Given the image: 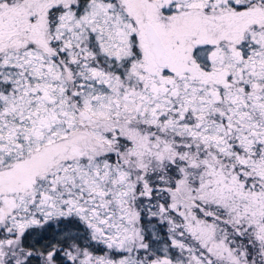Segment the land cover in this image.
I'll list each match as a JSON object with an SVG mask.
<instances>
[{
	"label": "rangeland",
	"instance_id": "374dc122",
	"mask_svg": "<svg viewBox=\"0 0 264 264\" xmlns=\"http://www.w3.org/2000/svg\"><path fill=\"white\" fill-rule=\"evenodd\" d=\"M252 4L0 0V82L17 83L0 99V264L17 256L27 211L41 223L92 221L90 240L83 230L74 240L103 254L74 245L70 264H264V104L235 120L242 112L221 90L227 47L264 24V4ZM146 22L166 45L167 68L155 62ZM61 55L60 68L50 58ZM44 66L50 75L29 83L27 71ZM73 66L87 82L69 93ZM133 166L178 175L156 222L142 220Z\"/></svg>",
	"mask_w": 264,
	"mask_h": 264
},
{
	"label": "trees",
	"instance_id": "16d2710c",
	"mask_svg": "<svg viewBox=\"0 0 264 264\" xmlns=\"http://www.w3.org/2000/svg\"><path fill=\"white\" fill-rule=\"evenodd\" d=\"M246 1V0H245ZM252 5L257 6L262 2L264 4V0H250ZM248 2H245L247 6ZM245 6V7H246ZM227 8V7H226ZM264 25V24H263ZM259 27V29L253 28L244 32L241 35V40L237 43H233L231 45H227V52L229 61V70L228 73V84L229 86L223 87L222 94L226 97L225 100L229 103L233 110L238 108L242 114L234 115L235 120L240 116H243L244 112L248 110V113H254L256 115L257 104H264V26ZM258 28V27H257ZM248 40L247 41L245 40ZM256 39L252 43V41ZM252 43H250V42ZM247 44L249 46L247 47ZM62 56V57H61ZM60 57H52L54 63L58 64L60 68L62 67L60 58L66 59L65 55H61ZM261 60L255 61L256 58L262 57ZM63 61V60H62ZM260 61V62H259ZM256 63L257 65L254 70L249 71L247 69L249 63ZM211 64L205 63L204 67L206 69L211 68ZM82 68V67H81ZM80 68V69H81ZM79 69V70H80ZM73 80L75 82L73 84L70 83L68 91L71 93L70 87L74 90L81 92L82 88L80 84H84L87 80L84 79L85 73H83V69L77 70L76 66L71 67ZM43 72L40 74L39 72H29L27 71V81L29 83L33 82L35 79L44 78L46 75H50V71H48L45 66L42 70ZM85 74V75H84ZM22 78V77H21ZM35 82V81H34ZM259 86L254 88L255 86ZM17 83L15 80L6 81L4 83L0 82V99L1 96L5 93L6 95H10V92H16ZM22 87L19 88V90ZM84 89V88H83ZM225 92V93H224ZM230 97H236V100L230 101ZM71 101H77V98L74 94L72 98L69 97ZM248 105V106H247ZM80 107V106H79ZM78 108V105H77ZM229 120L226 118L224 124H228ZM220 145L221 149L224 146L223 143H217ZM216 145V146H217ZM125 147L120 144L118 146V151L123 150ZM111 150H113L111 148ZM247 150H249L247 148ZM117 152L111 153L105 156V160L108 164H115ZM229 162V161H228ZM118 162H116L117 164ZM235 170L242 171L241 165L236 163ZM240 167V168H239ZM125 169V168H124ZM174 167L168 166L164 170V175L161 173H140L138 174V169L136 166H133V169L128 172L131 175V178L140 179L137 181V191L140 193H144L140 198L141 200V217L143 222H145V216L149 217L150 221H157L156 213L159 210H167L169 204V194L168 190L173 189L174 182L178 177L177 173H174ZM245 172H243L244 179H248L250 177V169L249 166H246ZM126 170V169H125ZM249 172V173H248ZM167 175L166 178H164ZM164 176V177H163ZM126 195V193H125ZM201 209H198V211ZM28 212L27 217V225L25 226L23 235L20 239V245L17 249V256H12V262L9 264H70L69 261L64 262L67 255L72 251L74 245L83 246V248L95 252L98 254H103L104 246L98 244L94 241L88 243L76 242L74 239L76 238L75 233L77 231L81 232L82 230L86 233L88 241L90 240L89 233L86 231V227H88L92 221L84 220L83 218H77L75 215H71L69 217L60 216L58 220L48 219V221L41 223L39 219L42 217V214L39 213L37 216H33L32 212ZM200 212V211H199ZM153 213V215H152ZM204 215V214H203ZM207 218H211V216L207 215ZM213 219V218H212ZM215 220V219H214ZM9 223V222H8ZM10 224V223H9ZM86 228V229H85ZM84 233V234H85ZM3 230L0 228V236H4ZM75 235V236H74ZM1 238V237H0ZM240 239V237H239ZM243 241V240H242ZM246 243H249V239L244 238ZM249 245V244H248ZM250 246V245H249ZM252 253V250L249 248ZM68 252V253H67ZM8 254V252H6ZM11 257V254H9ZM18 259V263L14 260Z\"/></svg>",
	"mask_w": 264,
	"mask_h": 264
},
{
	"label": "water",
	"instance_id": "95a60500",
	"mask_svg": "<svg viewBox=\"0 0 264 264\" xmlns=\"http://www.w3.org/2000/svg\"><path fill=\"white\" fill-rule=\"evenodd\" d=\"M146 29H145V34H146V39L147 43L155 56V62L157 66L166 68L168 67L167 63V48L166 45L163 43L162 37L160 33L157 32L155 26L150 23L146 22ZM83 117L86 119L88 117V112L87 111H82Z\"/></svg>",
	"mask_w": 264,
	"mask_h": 264
},
{
	"label": "flooded vegetation",
	"instance_id": "af4514ba",
	"mask_svg": "<svg viewBox=\"0 0 264 264\" xmlns=\"http://www.w3.org/2000/svg\"><path fill=\"white\" fill-rule=\"evenodd\" d=\"M260 4H262V2H259ZM243 7H245V2H244V4L242 5V8ZM245 41H247V43H248V40L246 39ZM249 46V44H247V47ZM169 66V65H168ZM163 68V67H162ZM167 68V67H166ZM77 93V92H76ZM75 96H76V94H75ZM79 104H80V102L77 100V101H75V104H74V109L77 111V112H81V113H83L81 110H80V107H79ZM77 105H78V108H77Z\"/></svg>",
	"mask_w": 264,
	"mask_h": 264
}]
</instances>
